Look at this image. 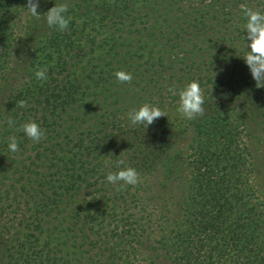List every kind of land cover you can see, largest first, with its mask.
Masks as SVG:
<instances>
[{
    "label": "trees",
    "instance_id": "obj_1",
    "mask_svg": "<svg viewBox=\"0 0 264 264\" xmlns=\"http://www.w3.org/2000/svg\"><path fill=\"white\" fill-rule=\"evenodd\" d=\"M26 3L0 0V93ZM62 3L68 29L43 20L0 106V264H264L252 143L264 124V88L243 59L250 41L240 8L264 13V0ZM41 68L47 80L36 79ZM117 71L131 83L117 82ZM191 81L206 109L195 120L180 117L179 97L168 92ZM19 100L28 106L15 107ZM145 103L167 116L133 126L128 112ZM9 117L15 127L2 123ZM29 121L45 132L39 143L18 131ZM190 129L187 150L172 151ZM127 167L142 182L117 190L106 177Z\"/></svg>",
    "mask_w": 264,
    "mask_h": 264
},
{
    "label": "clouds",
    "instance_id": "obj_2",
    "mask_svg": "<svg viewBox=\"0 0 264 264\" xmlns=\"http://www.w3.org/2000/svg\"><path fill=\"white\" fill-rule=\"evenodd\" d=\"M38 7L39 0H27L26 8L28 13L36 20L41 19V16H43L48 28L61 32L68 29L72 18L65 15L68 12L66 3L56 4L43 15L38 13ZM240 8L246 18L244 28L247 37L245 40L250 41V43L246 44L247 51L243 59L249 67L253 79L256 81V87L264 88V13L253 10L243 4ZM34 75L38 80H47V68L37 70ZM114 75L119 83H131L133 79L131 73L125 71H117ZM168 92L174 96L178 95L177 111L181 118L195 120L205 115V100L200 84L197 81L189 82L179 91L174 86L169 87ZM27 106L25 100H19L15 107L25 108ZM165 116H167V113L159 107L145 103L138 109L129 111L127 119L133 126L143 125L147 128L158 118ZM2 123L7 124L10 128L15 127V121L10 117ZM18 131L23 132L28 139L35 143H39L45 136L44 130L34 121L22 124ZM7 146L12 153L19 151L17 138L14 135L8 137ZM122 164H124L123 160L117 161L118 166ZM106 179L112 185L119 184L120 187L117 190H121L126 186L135 187L142 182L138 172L132 167L122 168L117 172H109Z\"/></svg>",
    "mask_w": 264,
    "mask_h": 264
},
{
    "label": "rangeland",
    "instance_id": "obj_3",
    "mask_svg": "<svg viewBox=\"0 0 264 264\" xmlns=\"http://www.w3.org/2000/svg\"><path fill=\"white\" fill-rule=\"evenodd\" d=\"M63 0H39V7L37 9L40 15L45 14L50 8L54 7L56 4H61ZM44 17L41 16V19L36 20L29 13L25 17V21L21 28V45L19 51L15 57V61L10 68L7 80L2 86V91L0 93V106L2 102L5 101V97L9 95V92L13 88V83L15 82L17 75L20 71L22 63H24V58L28 55L32 49L33 36L39 33L40 29L43 28ZM42 25V26H41ZM259 129L252 136V143L257 146L258 154L260 156V179L264 188V124L258 127ZM194 130L190 129L188 134L179 141H176L172 147V151L182 150L185 152L189 146L190 140L193 136ZM184 168L187 169V163L184 162ZM185 183L180 182L173 188L174 199L173 205L176 209H179L183 203V197L185 194Z\"/></svg>",
    "mask_w": 264,
    "mask_h": 264
}]
</instances>
